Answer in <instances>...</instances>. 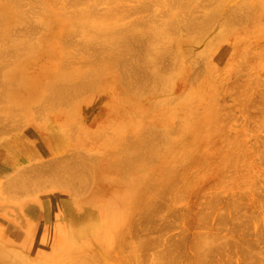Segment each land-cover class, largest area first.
Masks as SVG:
<instances>
[{"label": "bare ground", "instance_id": "bare-ground-1", "mask_svg": "<svg viewBox=\"0 0 264 264\" xmlns=\"http://www.w3.org/2000/svg\"><path fill=\"white\" fill-rule=\"evenodd\" d=\"M224 1L0 0V129L7 133L5 130L13 126L16 131L18 123L26 124L28 119L23 120L20 111L40 119L51 112L62 133L74 141L71 154L68 151L62 153L63 158L60 154L58 159L52 156L42 160L52 146L58 148L64 143L62 136L47 133L48 120L44 124L43 117L41 121L34 117L28 130L13 135V144L32 163L23 164L27 167L22 165L19 172L15 169L17 173L9 174L8 180L3 178L0 199L9 201L17 187L23 191H16L18 196L28 194L31 188L29 194L34 196L21 200V195L14 194L10 201H20H14L13 213L0 211V264H108L109 259L125 264L143 262L142 249L149 236L134 237L140 230L136 227L139 222L144 229L155 223L152 220L166 209L170 192L182 189L185 172L191 171L186 165L211 166L206 154H212L206 153L207 149L206 154L200 153L202 147L215 146L216 139L221 145H231L230 136L221 137L227 129L220 120L224 122L227 116H219L217 97L223 94L224 86H220L219 77L221 72L233 70L244 74L243 57H247L250 46L240 54L232 46H242L247 36L264 35V0L257 4L241 0L223 12ZM256 53L262 58L264 44ZM217 122L224 127H217ZM6 150L0 146V156H6ZM237 156L222 161L230 165ZM7 165L0 162V173ZM212 168H208L210 172ZM188 184L189 189L192 184ZM213 196L218 198L217 193ZM244 205L236 218L244 207L246 210ZM258 205L264 210V203ZM249 211L247 216L255 215ZM207 215L203 211L199 218L200 225L206 226L202 231L208 228ZM233 218L231 234H236L237 224L241 231L239 225L250 222L249 228L244 226L251 234L246 236L249 240L245 237L241 243L236 236L240 232L232 237H237L238 246L241 244V254L245 252V264H259L264 252L258 246L262 239L257 242V237L263 236L258 233L260 236L253 239L249 230L252 218ZM240 219L244 224L238 222ZM223 221H227L225 216L220 218L221 226ZM202 231L195 233L193 240L195 263L223 264V251L233 246V238L227 243L213 232L210 234L215 238ZM2 232L7 237H2ZM42 238L51 243L55 258L43 248L37 254L36 244ZM171 246L162 245L160 263L179 259L177 249ZM214 250L222 255L217 262L216 257L212 259ZM192 256L182 257L188 262ZM226 261L233 263L228 258Z\"/></svg>", "mask_w": 264, "mask_h": 264}, {"label": "rangeland", "instance_id": "rangeland-1", "mask_svg": "<svg viewBox=\"0 0 264 264\" xmlns=\"http://www.w3.org/2000/svg\"><path fill=\"white\" fill-rule=\"evenodd\" d=\"M240 1L241 0H225L224 3L222 4V6L224 5V7H222L223 9L222 8L221 9L223 12H225V11H227V8L229 6H230L229 8H232V5L235 6L236 3H239ZM250 1L252 2L251 4H253V3L257 4L260 2V0H250ZM254 28H257V27L254 26ZM255 30H257V29H255ZM258 35H260V36H258L256 38L252 37V36H250V37L247 36V38L245 37V39L243 40L242 46H241V44H236V45L233 44V46H232L233 49L235 48L234 51L236 52V54H240L241 52H244L243 50L245 49V47H247L248 45L250 46L249 47L250 50L248 49V52H246L247 57L244 56L246 59L243 57L245 62L243 60V63H244L243 64V71H241V73L243 72L244 74H239L240 72L238 73L236 70H233L231 73L229 72L230 75H229L228 71L221 72L220 77L222 76L221 78L223 80L219 77L220 86L224 85L221 87V92H223L224 96L222 93H220V95H218V96L219 97L221 95L222 96L220 98L217 97L218 98L217 105L220 104V106H218V109L220 111L219 116L220 117L222 116L221 117L222 119L224 117L220 113H222V114L224 113L225 114L224 116H227V118L225 117L226 119H223V120H225L224 122L219 119L220 117L218 118L222 124H225V127L223 126L224 129L225 128L227 129V130L225 129L226 131L224 130L225 132L222 130V132H224L226 134L223 133L224 135L223 134L222 135L224 137L223 136H221V137L225 139L226 136L227 137L230 136L229 138L231 140L228 139V141L231 142V145L229 144L230 142H228V144L230 146L227 145V143L221 142L223 145H225V148L222 149L223 145L220 144L219 139H216V143L213 144L215 146L212 147V145H209V149H208L207 145H205V148L202 147L200 149L201 150L200 153L206 154L207 152H211V154H212V155H209V153L206 154L207 157H209L208 159L210 160L209 161L210 163L207 162L208 159L205 160L206 161L205 163L211 164V166L207 167L208 165L206 166V164H205V166L207 168L206 167L200 168L201 166L199 164H197L198 167H197V165H186V166L191 168V171L186 170L185 178H184L185 180L182 181V184H181L182 189L172 191L168 195L167 207L165 210H163L164 212L163 211L160 212V214L164 215V216L161 217V215L159 214L160 215L159 217H161L159 219V217H157L158 215H156V217H154L155 219L153 218L154 220H152V222H155V223H152V225H150L152 228L150 227L149 229H144L143 227L140 226L141 222H139L140 224L136 226L137 228L139 227L140 230L135 228L136 231L137 230H139V231L136 232V235H134V237L135 236L142 237V236H146V235L149 236V241H148L149 243L147 242V244L144 247V248L147 247V249H144V248H143L144 250L142 249V251L145 254V256L143 258V262H142L143 264H153V263L154 264H188V262H190L189 264H191L192 263L191 261H193V264H196L194 259H193V256H192L193 255L192 247H193V240L197 236V235H195V233L202 231L203 227H206L205 225L204 226L200 225V220H199L203 211L204 212L207 211L209 217L207 215V223L206 224H207L208 228H206V229L204 228V231H202V232H204L205 234H208V235L213 232L212 234H214V235L216 234L217 235L216 237H219L217 239H221L220 241H223V240L227 241L230 237L233 238L234 234H235V233L231 234V232H233V230L230 227L231 226L230 220H232L231 218H233L237 214L238 210H242V207L245 204L244 206H246V210L244 207V212H247V213L242 212V214L244 213L243 215L247 216L248 213L251 212L249 210H252L253 213H255V215L252 213L249 214V216L253 215L254 217L253 216L252 217H249V216L246 217V218H250V219L252 218L251 220H253V221H251L252 226L249 229L250 232L253 233V235H254V237L252 235L253 239L256 238L255 235L260 233V235L263 237L262 238L257 237V239L258 238H260V239L259 240L255 239V240H257V242L260 241L261 239L264 240V235H263L264 234V210L261 209V207L258 208L259 207L258 204H260V206H263L261 204L264 203V202H261L262 200H264L263 199V197H264V194H263L264 193V191H263L264 190L263 189L264 188V162H263L264 161V158H263L264 157V155H263L264 154V152H263L264 146L262 145V143H264V141H262V140H264V138H263L264 137V98H263L264 97L263 96L264 95L263 94L264 93L263 92L264 91V60H262V58L264 59V57H263L264 55L261 58V55L256 53L258 46H260V44L261 45L264 44V37H263L264 35H261V34H258ZM253 38H254V40H253ZM251 40L253 41V43ZM258 55L260 56L259 58H258ZM197 64H199V62H197ZM200 64H201V62H200ZM256 64H257V66H256ZM201 65H200V67H201ZM253 65L256 67V71H255V67ZM249 70H251L252 72L253 71H255V72L252 73ZM233 72L235 75L233 74ZM246 73L247 74L249 73V74L247 75ZM250 73H251V75H250ZM236 74L238 75V77H235V76H237ZM254 75H255V77H254ZM251 78H252V80H251ZM260 84H262V85H260ZM246 87L249 88L250 92H249V90H246L247 89ZM234 91H236V92H234ZM260 91H262L263 93H261ZM246 93H249V94H246ZM260 94H261V96H260ZM247 95H249V98ZM245 97H247V98H245ZM219 99H221V100H219ZM244 99H246V100L244 101ZM224 106H226V107H224ZM221 107L224 109H221ZM225 109H226V112H224ZM20 112H23V113H21L22 115L20 114ZM20 112L19 113L17 112V116L20 114V117H22L24 114V117H22V119L26 118V120L28 119L30 121L27 120L28 122L26 121V124L23 122L25 125L18 123L19 125L17 124L18 128L16 131L14 130L16 126H13L14 129H12V128L6 129L5 131H7V133L4 132L2 129H0L1 131H3L2 136L0 135V146H5L7 148V150L4 152V155L6 153V156H3V157L0 156V162L8 164L7 170L3 173H0V183H1V181H3V178L4 179L9 178L8 175L11 173H14L15 169H16V171L19 172L20 171L19 168L23 164L27 165L29 163L31 166V163H32L31 159H29L28 156L25 155L24 151L19 149L11 141L13 138V135L15 133H18V132L23 133L24 131L28 130L27 128L29 126H31V124H32V122H31L32 118L36 117V115L31 117L32 115L30 113H28L27 111H20ZM24 112H27V113H24ZM44 114H42L43 120H42V117H41V119L38 118V115L36 117L37 119L36 118H34V119H36V121L42 120V123H44V124L48 120L45 124L47 127V129H46L47 133L49 135H60V136H62L64 139V143L61 144L58 148H55V147L53 148V146L51 145L52 146L51 150H49L48 153L46 155H44V157L42 156L41 159L43 160V158H44L47 160V158L52 157V156H53V158L58 159L60 154H61V156L64 155V154H62L64 152H65V154L69 153V152L71 154V151L69 150V148L71 150L74 148V141L72 139L68 138V135L62 133V129L60 127L59 122L54 119L53 114L51 112L46 113L45 116H44ZM20 117H18V120H19V122H22L24 119L20 120ZM43 121H45V122H43ZM220 122H217L216 126L221 128L222 125L220 124ZM21 125H24V126L21 128ZM8 130H12V131L8 132ZM222 141H224V140H222ZM232 141L237 142V144L235 142L232 143ZM219 146H221V148H218ZM262 146H263V148H262ZM211 147L213 148V150ZM206 149L208 151H206V153H205ZM261 149H262V151H261ZM221 150H224V151L221 152ZM8 151L10 152V154ZM235 151H236L237 155H239L240 157L239 156L235 157L236 159L239 157L237 160H235V158L233 159V161L235 163L233 162L232 164H230L232 166H230L229 164L226 165V160L222 161V159L223 160H224V158L227 159V157L231 158L232 155L234 157L236 154ZM250 151L252 153H250ZM20 152H21V154H20ZM73 152H74V150H73ZM214 152H216V153L214 154ZM232 152L235 154H232ZM260 152H261V154H260ZM244 153H246V154H244ZM54 154H55V156H54ZM16 155H17V157H16ZM56 155H58V156H56ZM261 155H262V157H261ZM211 156H212V159H210ZM66 157H68V156L66 155ZM61 158H63V156ZM240 159H241V161H240ZM212 160H214V161L216 160L215 161L216 163L213 162ZM248 160H249V163H248ZM219 161H220V163H218ZM221 163H223V164H221ZM234 164L237 166H234ZM9 166H11V167H9ZM24 166L25 165H23L21 168H23ZM27 166H29V165H27ZM27 166H25V167H27ZM223 166H224V168H222V171H221V167H223ZM210 167L211 168L213 167L212 168L213 172L209 171L210 169H208V168H210ZM228 167H229V169H228ZM204 168H206L207 171H205ZM201 169H202V172L199 175ZM249 170H250V172H249ZM16 171H15V173H17ZM219 171H221L222 173ZM205 173H207V174H205ZM209 173H210V175H209ZM211 173H212V175H211ZM220 173H221V175L223 174L224 177L220 176ZM196 174L198 175V177ZM202 174H204V176H205L204 179H203ZM207 175L209 177V180L207 178ZM192 176H194V177L191 178ZM215 177L217 179H215ZM222 177H223V180L220 179ZM205 178H206V180H205ZM191 179H192V182H191ZM219 179L222 181H219ZM186 180H187V182H186ZM194 180H195V182H194ZM216 180H218V182ZM28 181L30 183V180H28ZM183 182H184V184L187 183L186 186L183 184ZM188 183L192 184V187L189 189H188V187L191 185ZM259 184H261V185H259ZM32 186H34V185L32 184ZM15 187H14V190H15ZM185 187H187L186 188L187 190L185 189ZM17 188H16V191L21 190L20 188H18V189ZM12 189L13 188L11 187L10 191H12ZM32 189L33 188L30 189V192ZM34 190H35V187H34ZM16 191H15V193L12 191V193H14L15 195H17L19 193H23L22 190H21V192L19 191V193H17ZM24 192H26V191H24ZM30 192H28V194H27V192L24 193L25 195L20 194L21 195V196L19 195L21 197L20 199L21 200L22 199H28V200L32 199L34 195L29 194ZM33 193H34V191H33ZM216 193L218 194V198H216L217 196L216 197L213 196L214 194L216 195ZM8 194L10 195L11 193L8 192ZM14 194H13V196H14ZM26 195H29L30 197H28V196L24 197ZM13 196H12V198H10V200L14 199ZM22 196L24 198H22ZM211 197H214L216 199V203L213 202L215 199H213V198L211 199ZM258 197H259V199H258ZM260 197H262V198H260ZM1 199H0V211H3L5 214H10V213L12 214L14 206H15V205H13V203L15 204V202L17 203L18 200L20 201V199L12 200V201H10L9 199H8L9 201H7L6 199H3V200H1ZM210 200H212L213 203ZM208 201H210L211 203L210 202L209 203L213 204V205L211 206L208 203ZM237 202L240 203L242 206L240 204L238 205ZM3 203L6 204V206ZM247 206H248V209H247ZM256 211H257V213H256ZM200 212H202V213H200ZM239 213H240V211H239ZM199 214H200V216H199ZM205 214H207V213H205ZM205 214H203V215H205ZM240 214H238V217L240 216L241 218L244 217V219H246L245 216H243L242 214H241L242 215L241 216ZM221 216H225L227 219V221H223V223H224V224H222L223 227L219 223ZM239 218H236V216H235V218H233V219H239ZM205 219H206V216H205ZM222 220H225V218ZM246 220H248V219H246ZM238 222L244 224L243 222H245V220H242V222H241V219H240ZM238 222H236L235 224H237ZM221 223H222V221H221ZM247 223H250V222H247ZM247 223H245V224L247 225ZM245 224H244V226H245ZM4 225L6 227L8 226L7 224H4ZM197 225H199V226H197ZM162 226L164 229L163 231H161L159 228ZM234 226H236V225H234ZM239 226H240V229L243 228V230L242 229H241V231L238 230L239 229L238 224L235 227V229L234 228L233 229L237 231L236 234H238L240 232V234H238V235L235 234V235L238 237V240L240 237L241 243H243L242 241L244 240V238L246 236L251 237V234L248 233L246 230L248 225H247V227L245 226L246 229L244 226L242 227L241 224ZM198 227H202L201 230H200V228L197 229ZM232 227H233V224H232ZM237 227H238V229H237ZM230 228H231V230H230ZM207 229L210 230L211 232H208ZM244 229L246 230L248 235H246V233L243 232ZM205 231H207V232H205ZM130 234L133 235L132 233H129V235ZM212 234H210V236ZM232 235H233V237H232ZM260 235L258 234L257 236H260ZM3 236L7 237V234L2 232V237ZM236 236H235V238H237ZM131 238L134 241V238L133 237H131ZM235 238H233V240H232V242L234 244L231 248L228 247L229 244L228 245L226 244L227 246L225 248L228 247L229 249L228 250L225 249L223 251V253H224L223 256L226 260L228 258L229 262L232 263V261H233L232 264H236V263L239 264V262L241 264L242 263L241 260L243 258V264H245V262H244L245 252L243 251V254H241L242 253L240 250L241 244L239 245L240 246L239 247L237 245L238 244L237 242H239V241H237V239L235 241L234 240ZM241 238H243V239H241ZM217 239H215L216 242L219 241ZM262 240H261V242H263L262 245L260 242L258 244V246L259 247L262 246L260 248L261 249L263 248L262 252H264V247H263L264 241H262ZM228 242H230V240H228L227 243ZM232 242H230V243H232ZM42 243H43V246H42ZM168 243L173 245V246H171V247H173V249H175V248L177 249L176 251L179 254V259L177 260L176 263H168V262L167 263L166 262L160 263V257H161V253H162V245L168 244ZM36 246L38 247V250H37L38 253L36 252L38 255H39V253H41L42 250H44V252L46 254L49 253L48 251H51V253L49 254L50 257L55 258L56 254L52 253V250H51L52 248H51L50 242H46V240L40 239L38 241V243L36 244ZM214 251L215 252H212V253H214V254H212L213 255L212 259H214V257H216L215 262H217V259H218L217 257L219 256V258L221 259L222 255H220V254L218 255V253H216V250H214ZM230 251H232L233 253ZM228 253L231 254L230 257L233 260H231V258L229 259V257H227L229 255ZM215 254H216V256H215ZM183 255L192 256L193 260L190 259L191 261H189V259H188V262H187L185 260V258L182 257ZM233 256H234V258H233ZM263 257H264V255H263ZM225 259H222V260L227 262ZM238 259L240 260L239 262H238ZM101 261H105V260H101ZM109 261H111V262H108V264H125L122 260L117 261V260L109 259ZM225 262H223V264H226ZM101 263L107 264L106 261L101 262ZM218 264H220V263H218ZM259 264H264V258H262V260Z\"/></svg>", "mask_w": 264, "mask_h": 264}]
</instances>
